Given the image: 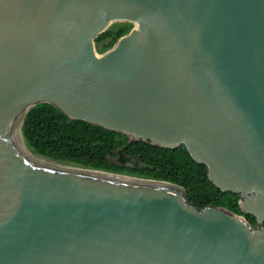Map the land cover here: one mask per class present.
Returning <instances> with one entry per match:
<instances>
[{"label":"water","instance_id":"1","mask_svg":"<svg viewBox=\"0 0 264 264\" xmlns=\"http://www.w3.org/2000/svg\"><path fill=\"white\" fill-rule=\"evenodd\" d=\"M40 103L183 147L243 215L22 152L14 121ZM0 264H264V0H0Z\"/></svg>","mask_w":264,"mask_h":264},{"label":"trees","instance_id":"2","mask_svg":"<svg viewBox=\"0 0 264 264\" xmlns=\"http://www.w3.org/2000/svg\"><path fill=\"white\" fill-rule=\"evenodd\" d=\"M130 24H114L95 39L102 53L129 32ZM21 133L32 151L43 158L82 168L128 174L147 180L168 182L182 187L196 208L222 207L243 215L239 196L223 193L207 177V169L191 159L183 147L165 149L142 142L128 144V139L113 131L83 121H69L48 103L34 106L23 118ZM115 158L116 163L110 162ZM131 159L138 164L128 165ZM255 225V218L244 215Z\"/></svg>","mask_w":264,"mask_h":264},{"label":"rangeland","instance_id":"3","mask_svg":"<svg viewBox=\"0 0 264 264\" xmlns=\"http://www.w3.org/2000/svg\"><path fill=\"white\" fill-rule=\"evenodd\" d=\"M114 24H130V23H126V22H120V23H114ZM113 24V25H114ZM131 27H130V30H132L135 26H133V24H130ZM112 26V25H111ZM129 30V31H130ZM98 52V51H97ZM105 52V51H104ZM102 52V53H104ZM102 53H99L98 54H102ZM20 120V121H19ZM22 122H23V118L21 119H18L14 124H13V131H12V136L15 138V141H16V144L22 148L23 150H25L26 152H29L31 153L32 155L36 156V157H39V158H42V159H45L55 165H60V166H64L66 168H69V167H80V166H76V165H73V164H67V163H63V162H57V161H53L51 159H47V158H43L41 156H38L37 154H35L32 149L26 144V142L24 141L23 139V136H22V133H21V125H22ZM110 162H113V163H116L117 160L115 158H110L109 159ZM134 164H138L137 163V160L136 159H131L129 162H128V165H134ZM68 166V167H67ZM82 168V167H81ZM118 174V173H117ZM122 175H127V176H130L128 174H125L123 173ZM133 177V176H131ZM143 179V178H141Z\"/></svg>","mask_w":264,"mask_h":264},{"label":"bare ground","instance_id":"4","mask_svg":"<svg viewBox=\"0 0 264 264\" xmlns=\"http://www.w3.org/2000/svg\"><path fill=\"white\" fill-rule=\"evenodd\" d=\"M18 119H21L23 118V115H20L19 117H17ZM16 118V119H17ZM17 119V120H18ZM16 120V121H17ZM14 121V122H16ZM19 150H21L22 152L26 153V154H29V155H32L31 153L29 152H26L25 150H23L22 148H20L18 146ZM34 156V155H33ZM61 168H64V169H68V170H74V171H79V172H84V173H89V174H95V175H102V176H108V177H114V178H119V179H125V180H130V181H137V182H141L142 180H140L141 178H135V177H131V176H127V175H122V174H116V173H112V172H99V171H92V170H89L88 168H81V167H69V168H66L64 166H60V165H57ZM68 167V166H67Z\"/></svg>","mask_w":264,"mask_h":264}]
</instances>
